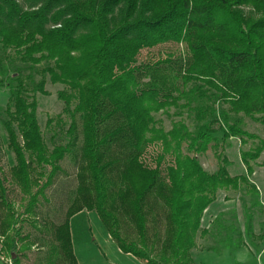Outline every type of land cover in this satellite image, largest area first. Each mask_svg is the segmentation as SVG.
I'll list each match as a JSON object with an SVG mask.
<instances>
[{"label": "trees", "instance_id": "1", "mask_svg": "<svg viewBox=\"0 0 264 264\" xmlns=\"http://www.w3.org/2000/svg\"><path fill=\"white\" fill-rule=\"evenodd\" d=\"M169 43L183 45L184 53L137 64L141 50ZM0 75V89L8 93L0 125L14 161L11 179L27 201L23 214H34L60 162L80 141L75 196L53 228L47 264H77L69 221L82 211L107 223L124 254L146 264H195L191 251L198 233L208 235L201 219L217 193L245 186L259 195L247 178L264 168V138L225 123L224 140L253 142L240 152L244 175L230 176L219 155L217 170L207 173L195 155L214 141L206 120L216 102L264 127V0H0ZM47 82L65 88L57 99L69 121L68 142L56 145L53 131L52 149L37 119L36 95H48ZM171 107L187 112L196 129L182 121L168 131L156 127L153 115ZM54 121L61 117L46 126ZM153 144L160 146L154 168L142 161ZM33 168L46 177L41 186ZM154 205L163 210L164 226L150 237ZM255 205L264 213L258 199ZM0 209L1 252L20 264L14 256L27 239L26 219L16 215L1 178ZM125 222L136 239L123 232ZM246 233L252 236L249 221ZM258 239L264 244V227Z\"/></svg>", "mask_w": 264, "mask_h": 264}, {"label": "rangeland", "instance_id": "2", "mask_svg": "<svg viewBox=\"0 0 264 264\" xmlns=\"http://www.w3.org/2000/svg\"><path fill=\"white\" fill-rule=\"evenodd\" d=\"M21 2V1H19ZM22 6L26 7V5ZM245 15H249L251 9H242ZM185 51L183 45L164 44L152 49L141 50L137 57V64H152L158 60L165 59L168 55L178 56ZM2 76L0 75V80ZM38 81V75L35 76ZM61 85H45L47 96L36 95L38 103L37 119L44 140L49 149H52L51 136L56 132V145L66 144L68 138L65 132L68 128V119L62 114L64 104L57 99V93L64 90ZM8 101L6 89H0V107L4 108ZM184 110L169 108L166 111L154 114L156 127L165 131L171 129L174 122L182 121L190 131L196 129V123L188 118ZM1 114V118H2ZM61 117V122L55 121L50 128L46 126L49 119ZM225 123H240L242 128L250 133L264 138V127L253 122L250 118L242 115H233L227 111V107L215 103V113L206 120V124L212 131L214 141L210 144L207 152L195 155L201 167L207 173H214L219 165L220 158L227 160L226 169L230 176L244 175L245 168L240 161V152L248 150L253 142L242 146L238 139H223ZM55 127V130H53ZM54 131V132H53ZM65 156L60 162V171L49 186L39 197L38 204L34 208V214L26 216L24 207L26 198L21 194L19 188L13 183L10 170L14 165L12 155L6 149V139L0 125V178L7 200L14 206L16 215H21L26 221L22 226V235L26 236L25 242L17 244L18 258L20 264H47L49 249L53 243V228L60 225L65 218V213L75 196L77 188V173L80 165L79 148ZM160 153V146L153 144L148 146L142 156L143 163L148 167H155V160ZM264 159V151L259 159ZM169 163L166 157L162 169ZM32 176L38 182V186L45 183L46 177L39 176L41 170L33 168ZM49 167L45 170L47 173ZM258 190L259 195L247 193V188L241 186L237 191L226 190L217 193L216 201L208 212H204L200 228L208 231L205 237L197 234L195 248L191 251V257L195 264H264V244L258 239L264 227V213L261 207L255 205V201L264 205V168H255L253 175L247 178ZM35 187L33 191H36ZM157 205V204H155ZM148 216V235L151 237L154 230L161 232L164 226L163 210L155 206ZM3 212L0 209V221ZM251 223L252 236L246 233L247 222ZM72 250L77 264H146L140 259H135L120 252L115 242L109 236L107 223L99 218L94 212L82 211L69 221ZM123 232L130 239H136L133 225L123 223ZM0 264H12L8 255L1 252ZM63 264V262H62Z\"/></svg>", "mask_w": 264, "mask_h": 264}, {"label": "crops", "instance_id": "3", "mask_svg": "<svg viewBox=\"0 0 264 264\" xmlns=\"http://www.w3.org/2000/svg\"><path fill=\"white\" fill-rule=\"evenodd\" d=\"M212 206H209L206 210H205V212H208V210L211 208ZM119 250V249H118ZM120 251V250H119ZM127 255V254H126ZM129 256H131V255H129ZM132 257V256H131ZM136 259V258H135Z\"/></svg>", "mask_w": 264, "mask_h": 264}]
</instances>
